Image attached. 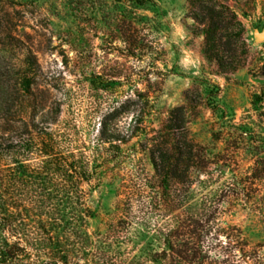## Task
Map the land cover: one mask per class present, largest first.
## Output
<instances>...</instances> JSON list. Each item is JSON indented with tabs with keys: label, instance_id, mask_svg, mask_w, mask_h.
<instances>
[{
	"label": "rangeland",
	"instance_id": "obj_1",
	"mask_svg": "<svg viewBox=\"0 0 264 264\" xmlns=\"http://www.w3.org/2000/svg\"><path fill=\"white\" fill-rule=\"evenodd\" d=\"M142 2L0 0V70L9 74L0 101L30 121L22 156L6 152L2 162L40 167L43 137H52L54 152L64 156L84 152L95 170L81 184L80 202L67 199L68 183L50 171L42 176L51 181L36 183L58 196L49 205L65 218L74 208L91 210L53 229L71 264H97L76 252L78 236L95 238L119 217V254L160 264L149 257L159 246L156 229L182 208L167 213L152 203L157 188L143 179L153 175L148 138L171 110H184L189 135L209 162L193 173L187 196L191 213L211 217L201 238L212 264H264V98L253 103L264 91L256 76L264 40L254 37L264 32V0H242L243 10L237 9L249 54L232 73L218 72L203 56V36L193 33L186 0ZM121 207L128 212L120 214Z\"/></svg>",
	"mask_w": 264,
	"mask_h": 264
},
{
	"label": "trees",
	"instance_id": "obj_2",
	"mask_svg": "<svg viewBox=\"0 0 264 264\" xmlns=\"http://www.w3.org/2000/svg\"><path fill=\"white\" fill-rule=\"evenodd\" d=\"M137 1L143 3V0ZM241 1L186 0L187 16L194 21L193 33L203 36L202 54L220 73L235 72L244 67L248 59L245 27L237 14V9L243 10ZM245 3L249 4V0ZM28 63L31 64L32 60ZM8 76L7 72L0 70V89L8 81ZM256 76L264 80V56ZM22 80L28 87L30 78L26 73ZM2 93L0 90V97ZM253 98V103L260 102L264 91L254 94ZM29 122L24 115L7 110L0 101V264H71L69 252L53 229L62 222L71 225L74 220L89 216L91 210L86 208L78 214L74 208L65 218L61 210L49 205L58 196L38 190L36 183L51 181L52 178L42 176V173L45 175L50 171V176H58L59 181L68 183L67 191L72 196L67 194V199L80 202L85 195L81 184L90 180L95 169H91L92 159L84 152H70L69 156L54 152L52 137L39 140L40 167L27 169L28 166L20 159L13 163L2 162V154L6 152L14 151L15 159L22 156L24 146H27L24 134L28 132ZM148 139L153 175L143 179L145 187L157 188L158 197L153 196L152 203L167 213L182 208L164 226L156 229L161 238L158 248L149 253L150 260L160 264H212L209 246L201 238L210 231L208 223L211 217L191 213L187 196L193 173L203 172L209 162L202 146L189 135L184 110H171L162 128ZM100 140L104 142L106 137H100ZM128 199L132 205L131 197ZM40 201L45 203L44 206L37 203ZM207 203L202 201V211ZM117 209L120 214L128 212L122 207ZM120 223L121 217L118 223L110 225L95 238L79 234L82 248H75L76 252L90 254L97 264H148L146 259L132 256L128 260L119 254L122 243L119 230L124 227ZM67 235L70 237L68 230ZM87 244L90 248L85 247Z\"/></svg>",
	"mask_w": 264,
	"mask_h": 264
},
{
	"label": "water",
	"instance_id": "obj_3",
	"mask_svg": "<svg viewBox=\"0 0 264 264\" xmlns=\"http://www.w3.org/2000/svg\"><path fill=\"white\" fill-rule=\"evenodd\" d=\"M254 37H255L256 39L260 40V41H263V40H264V32L259 33V32H257V31H255V32H254Z\"/></svg>",
	"mask_w": 264,
	"mask_h": 264
}]
</instances>
